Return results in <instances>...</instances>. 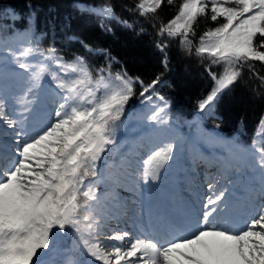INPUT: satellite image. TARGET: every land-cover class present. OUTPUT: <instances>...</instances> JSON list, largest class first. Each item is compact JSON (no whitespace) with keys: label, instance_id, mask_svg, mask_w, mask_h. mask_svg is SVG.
I'll return each instance as SVG.
<instances>
[{"label":"snow or ice","instance_id":"snow-or-ice-1","mask_svg":"<svg viewBox=\"0 0 264 264\" xmlns=\"http://www.w3.org/2000/svg\"><path fill=\"white\" fill-rule=\"evenodd\" d=\"M174 2L122 5L131 21L117 16L111 3L92 11L133 30L138 20L150 22L161 38L155 47L164 67L173 40L181 52L199 57L212 82L197 103L201 117L212 115L245 71L264 87V0H181L175 14L157 24L159 11ZM201 17L216 26L197 40ZM80 43L86 53L104 55L106 63L93 70L85 56L66 59L54 46L39 47L34 36L11 42L0 36V137L11 130L7 144L0 139V264H264V114L251 145L238 147L261 197L243 209L242 222L231 206L230 183L210 179L201 209L191 222L177 226L182 234L112 228L97 185L107 154L118 145L126 106L139 91L149 112L146 120L167 131L170 103L156 91L159 76L145 84L126 70L113 73L115 57ZM8 79L20 86L9 90ZM176 149L174 138L160 140L144 160L142 180L156 181ZM123 163L130 167L132 161ZM69 239L70 246L62 247L61 241ZM57 255L60 259L53 258Z\"/></svg>","mask_w":264,"mask_h":264},{"label":"trees","instance_id":"trees-1","mask_svg":"<svg viewBox=\"0 0 264 264\" xmlns=\"http://www.w3.org/2000/svg\"><path fill=\"white\" fill-rule=\"evenodd\" d=\"M136 2L137 0H0V36L7 37L10 42L15 37L34 36L39 47L46 49L54 46L66 59L80 54L85 56L93 70L104 65L105 56L86 53L80 43L83 41L94 49H103L115 57L113 73L126 70L130 76L140 77L145 84L159 76L160 83L156 91L170 103V125H175L177 129L171 136L177 142L176 152L184 138H188L190 143L197 135H218L229 144L232 152H227L226 159L217 156L211 165L225 169V163H230L233 167L228 168L227 172H237L240 181L249 180L259 187L258 181L251 178V169L243 167V160L233 156L238 147H247L252 143L257 121L264 114V87H259L257 80H250L245 71L240 80L222 94L212 115L201 117L197 103L208 94L212 82L205 74L199 57L181 52L178 41L173 40L167 50L168 64L164 67L161 63L163 56L155 47V43L161 38L157 37L150 22L138 20L133 30L123 27L115 20H105L92 11L94 7L111 3L115 5L117 16L131 21L134 17L122 5ZM180 2L181 0H175L171 7L165 5L157 14L155 22L159 24L161 19H170ZM220 22L222 21L217 23ZM102 24L104 27H101ZM215 26L201 17L196 39L205 29ZM107 28L111 30L108 31ZM163 40H167V37ZM257 67L260 65L257 64ZM213 71L219 72L220 69L213 67ZM148 114V108L141 103L137 91L121 118V126L116 134L118 145L107 154L101 166L103 176L97 185V193L102 209L112 214L109 218L112 228L117 226L114 219L116 215L127 220H122V224H131L134 219L140 221V212L144 213L143 217L150 218L155 211L165 209L166 216L163 220L166 225L170 218L180 219L177 212L173 213L164 204L158 183H145L139 178L144 162L136 152L147 147L144 143L149 139L145 135ZM132 136H138L135 144L128 141ZM183 149L186 150L185 147ZM148 150H152L149 145ZM125 158L132 161L130 167L123 163ZM139 166L142 169L137 173L135 171ZM236 166H239V171ZM144 186H148L147 197H141ZM128 201H132L129 205L133 207L134 214L127 209ZM126 212L130 217L126 218ZM61 244L69 247L71 241L64 240Z\"/></svg>","mask_w":264,"mask_h":264},{"label":"rangeland","instance_id":"rangeland-1","mask_svg":"<svg viewBox=\"0 0 264 264\" xmlns=\"http://www.w3.org/2000/svg\"><path fill=\"white\" fill-rule=\"evenodd\" d=\"M5 76H8V73H5ZM6 83H7L8 89L11 90V91L16 90L20 86V82L19 81L12 80V79H8L6 81ZM7 131L10 134L9 136L0 137V139H2L5 144H7L8 141L11 139V130H7ZM148 132L151 134V141L154 142L156 140L160 141V140L164 139V137H163L164 135L167 136L168 134L173 133V128L169 127L167 131H162L157 126L152 125L151 123H149ZM209 142H210V140H209ZM200 146H201V143L199 141H197L196 139L194 140L193 143H191L192 149L189 150V152H190L189 156H186V157L182 158V160L179 163L178 171L177 172L175 171L176 174H177V180H178V178H180L182 176L186 177L188 175H191V173H187L186 174V173L183 172L185 170L184 166L189 161H190L189 163H192V162L194 163L195 162V160L192 161L193 159H192L191 152L192 151L193 152H198L199 149H200ZM210 146L211 145L208 144L207 148H209V151L213 154V151L211 150ZM193 152H192V154H193ZM210 152L203 153L202 151H200L198 153V155L199 156H208L209 159H211V155L212 154ZM142 153L143 152L141 151L140 154H142ZM236 157L237 158L241 157V155L237 154ZM168 166H169V164L165 167L164 170H162V172H161V174L159 176V181H161V183L166 179V177H169L171 172H172L171 169ZM195 175H197V174H195ZM214 175H215V173H214ZM223 177H226L224 172H222L219 176H215V179H220L222 184H229L230 183V190L233 193V199H232L231 206H232L233 209H235L236 204L239 201H241L243 199V197L245 196V194L247 192L246 191V187H249V185L247 183H243L242 185H237L238 184V180H237L235 175L231 176L229 179H224ZM249 188H251V187H249ZM175 189H176V187H175ZM177 190L180 191V192H183V191H185L187 189L182 187V186H177ZM195 191H196L195 192L196 193L195 194L196 197L194 199L193 205L191 206V209L182 212V216H183V219H184L185 223L191 222V220L194 218L196 213L201 209V202L203 200H205L208 195H210V193L208 192V187L205 184L198 185V187H197V189ZM252 191L254 192L253 189H252ZM256 192H258V191H256ZM189 196H191L190 193H188V195H186L185 197L188 198ZM181 198H183V197H181ZM177 200H181L182 201V199H180V196H177ZM183 203H184V201L182 203L180 201L177 202V204L180 205V206ZM242 213H243L242 208L237 206L236 210L234 211V214L236 216V220H237L238 223L242 222ZM128 228H130V227L128 226ZM176 233H179V235L182 234L180 232V230H179V227H177L175 229V234ZM53 258L54 259H60V256L57 255V256H54Z\"/></svg>","mask_w":264,"mask_h":264}]
</instances>
